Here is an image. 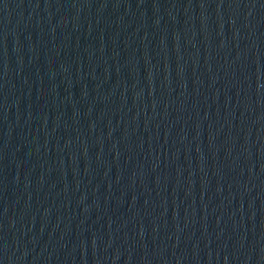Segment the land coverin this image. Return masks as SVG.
Listing matches in <instances>:
<instances>
[{"label": "water", "instance_id": "water-1", "mask_svg": "<svg viewBox=\"0 0 264 264\" xmlns=\"http://www.w3.org/2000/svg\"><path fill=\"white\" fill-rule=\"evenodd\" d=\"M0 264H264V0H0Z\"/></svg>", "mask_w": 264, "mask_h": 264}]
</instances>
